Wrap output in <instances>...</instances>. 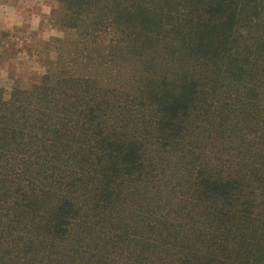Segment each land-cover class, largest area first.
Returning a JSON list of instances; mask_svg holds the SVG:
<instances>
[{
	"label": "trees",
	"instance_id": "trees-1",
	"mask_svg": "<svg viewBox=\"0 0 264 264\" xmlns=\"http://www.w3.org/2000/svg\"><path fill=\"white\" fill-rule=\"evenodd\" d=\"M59 3L145 81L0 88V264H264V0Z\"/></svg>",
	"mask_w": 264,
	"mask_h": 264
},
{
	"label": "rangeland",
	"instance_id": "rangeland-1",
	"mask_svg": "<svg viewBox=\"0 0 264 264\" xmlns=\"http://www.w3.org/2000/svg\"><path fill=\"white\" fill-rule=\"evenodd\" d=\"M58 11L59 0H0V88L3 99L9 100L15 88L29 91L44 77L55 74L58 55L67 61V75L93 77L97 86L104 88L103 93L113 91L116 97L133 96L145 81V73L130 49L128 51L123 42L113 44L108 40L101 43L94 40L89 24L82 20L76 27L64 22L65 17L60 23ZM66 14L67 20L72 19L69 12ZM182 188L181 185L179 189ZM143 195L136 201H145ZM161 211L159 209L158 213ZM174 219L176 223L178 220ZM128 234V239H134L133 232L128 231Z\"/></svg>",
	"mask_w": 264,
	"mask_h": 264
}]
</instances>
